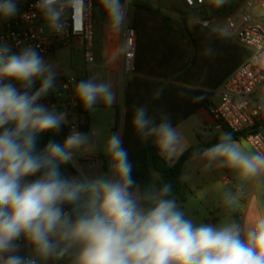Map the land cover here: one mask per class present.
Returning <instances> with one entry per match:
<instances>
[{
  "label": "clouds",
  "instance_id": "1",
  "mask_svg": "<svg viewBox=\"0 0 264 264\" xmlns=\"http://www.w3.org/2000/svg\"><path fill=\"white\" fill-rule=\"evenodd\" d=\"M98 3L110 27L125 23L126 0ZM37 8L59 32L69 10L73 18L83 15L84 0H38ZM18 13V0H0V20ZM55 88L56 72L35 48L14 52L0 42V264H38L72 247L74 264H264V217L246 230L234 222L195 223L171 198L170 184L140 189L119 133L105 144L107 172L63 175L62 166L74 161L89 136L72 128L62 144L51 140L38 150L41 133L67 124L66 112L40 102ZM74 94L90 111L116 101L110 82L93 79L77 83ZM131 123L137 133L155 137L166 157L177 155L183 138L167 116L156 124L139 106ZM203 156L243 178L264 173V152L251 151L231 133ZM20 241L32 254H20Z\"/></svg>",
  "mask_w": 264,
  "mask_h": 264
},
{
  "label": "trees",
  "instance_id": "2",
  "mask_svg": "<svg viewBox=\"0 0 264 264\" xmlns=\"http://www.w3.org/2000/svg\"><path fill=\"white\" fill-rule=\"evenodd\" d=\"M244 0H227L220 14H227ZM93 0V6H96ZM217 13L215 8L211 9ZM130 26L136 32L134 62L131 76L125 82L124 109L121 115V138L133 164V176L140 189L152 184V175L159 179L156 186H172L171 198L181 188V171L189 157L199 150L188 149L176 160L160 152L155 137H145L132 126L137 107L144 106L156 124L167 116L173 127L200 107H210L211 99L220 84L250 55V51L229 36L202 25L188 26L182 20L178 26L158 10L139 1L131 3ZM84 78L75 79L77 83ZM75 89V88H74ZM75 95V94H74ZM78 114L87 117L76 99ZM264 124V116H263ZM225 133H231L223 124ZM80 131L87 129L81 124ZM250 130L235 134L234 140L246 138ZM70 134L68 126L59 132L41 133L38 144L43 148L49 141L63 143ZM219 142L216 139L213 143ZM68 177L78 176L71 164L62 166Z\"/></svg>",
  "mask_w": 264,
  "mask_h": 264
},
{
  "label": "built area",
  "instance_id": "3",
  "mask_svg": "<svg viewBox=\"0 0 264 264\" xmlns=\"http://www.w3.org/2000/svg\"><path fill=\"white\" fill-rule=\"evenodd\" d=\"M188 8L208 10L221 0H182ZM38 0H18L19 13L0 22V42L7 43L14 52L25 47L35 48L45 61L54 57L55 52L64 47L81 45L84 60L88 66L94 62L92 8L93 0H84L83 15L73 18L69 10L64 19L62 31L50 28L37 8ZM223 29L229 37L250 51L249 57L239 65L215 90L218 102L210 107L209 113L216 122L226 126L231 133L250 130L246 136L249 146L256 152H264V111L253 95L264 84V0H244L223 18ZM202 25L209 27V21ZM121 28L123 53L122 70H133L136 32L125 23ZM75 79L56 77V88L42 98L41 103L68 115L76 113L75 99H65L64 94L73 92ZM39 81H37V86ZM60 102L66 108L57 106ZM69 106V107H68ZM68 107V108H67ZM69 132L77 125L70 123ZM78 130V129H77ZM38 264H41L38 262ZM68 264V263H53Z\"/></svg>",
  "mask_w": 264,
  "mask_h": 264
},
{
  "label": "rangeland",
  "instance_id": "4",
  "mask_svg": "<svg viewBox=\"0 0 264 264\" xmlns=\"http://www.w3.org/2000/svg\"><path fill=\"white\" fill-rule=\"evenodd\" d=\"M139 1L147 4L152 9L158 10L162 15L167 16L171 23L178 26L182 20H185L188 26L197 22L214 21L210 28L216 31L220 30L223 24V18L226 14H220V7L227 1L221 0L208 7L205 10L197 8H188L183 4L182 0H126L127 13L126 22H131V3ZM95 4L97 0H95ZM100 5V4H99ZM215 8L217 13L209 12ZM99 9L102 10L101 6ZM4 20H0L2 22ZM93 32V48L92 54L94 62L97 63V54L102 49V36L92 24ZM58 51V50H57ZM58 57H61L63 70L71 72L80 61L83 63L84 49L83 47H64L58 51ZM58 75V74H56ZM129 77V76H128ZM254 99L260 102L264 111V84L257 88L254 93ZM213 101H217L214 96ZM223 134L218 130H198L196 134L189 140H182L181 147L187 149H202L201 143L206 144L211 141L214 135ZM251 151L245 138L236 140ZM180 147V148H181ZM199 155V154H198ZM198 155L191 156L187 159L185 168L183 169V186L180 197L177 198L178 207L184 211L186 217L191 218L195 223H207L213 225H223L226 223L239 224L238 218L246 200L252 196V226L261 217H264V173L250 178H243L239 173L228 167H223L222 171L214 169L207 158H200ZM36 177H28L27 180H35ZM159 179L156 177L155 185ZM77 248L72 247L63 255H52L53 260H59L62 263L68 262V254L76 253ZM50 257V256H49ZM41 258V260L48 259ZM40 258H38V262Z\"/></svg>",
  "mask_w": 264,
  "mask_h": 264
},
{
  "label": "crops",
  "instance_id": "5",
  "mask_svg": "<svg viewBox=\"0 0 264 264\" xmlns=\"http://www.w3.org/2000/svg\"><path fill=\"white\" fill-rule=\"evenodd\" d=\"M98 3V0H97ZM99 4L93 6L92 8V24L95 26L96 30L102 36V49L101 52L97 54V63L91 66H88L83 58V63L80 61L71 72H66L63 70V66L61 64V57H58V51H61L63 48L58 49L55 52L54 57L45 61L46 63L52 65L55 70L56 77L63 79H76V78H84L85 80L93 79L97 83L101 82H110L113 87V91L116 93V101L111 106H108L102 102H98L95 106V110H88L87 117L76 113H72L67 115V124L70 123L77 125L78 131H80V125L86 124L87 129L85 131H80L82 133H86L89 136V143L79 149L76 152L74 157V161L71 164L74 171L79 175V170L83 169L88 175L95 177L99 174L107 172L108 170V157L104 152L105 144L108 138L113 133H119L121 136V115L124 109V88L126 80L131 76V73H125L122 70V47H121V28H113L108 25L105 13L99 9ZM207 12V11H206ZM211 13L213 11L210 9ZM210 26L214 21H209ZM209 26V28H210ZM223 31L221 32L227 36L228 33L223 29V25L220 26ZM216 31V30H215ZM76 47H81L78 45ZM129 76V77H128ZM19 86V85H18ZM214 96L217 95L214 93ZM211 99L212 106H215L218 102H214L213 98ZM65 99H75L74 91L67 92L64 94ZM254 98V95H253ZM57 107L62 109L66 108L60 102H57ZM69 107V106H68ZM67 107V108H68ZM210 107H200L186 119L179 122L175 128L180 132L182 136V140H189L196 134V132L200 129L202 130H220L223 131L219 122H216L213 117L209 113ZM55 109V108H50ZM56 110V109H55ZM225 126V125H224ZM226 127V126H225ZM225 132L223 131V134ZM222 135V134H221ZM220 134L214 135L211 141H208L206 144L201 143L202 149L199 151L198 157L203 158V152L207 148H210L215 143H213L216 139H219ZM158 147V146H157ZM160 150V149H159ZM188 150L187 147H181L178 150L176 156L171 157L170 159L176 160L184 151ZM161 152V151H160ZM164 155V154H162ZM165 156V155H164ZM209 162V161H208ZM210 165L218 170L222 171L224 166H221L218 162H212ZM185 168V167H184ZM183 168V169H184ZM183 169L181 171V188L183 186ZM157 175L153 174L152 179L153 183H155ZM174 195V198L177 201V198L180 197L181 192ZM239 225L242 229H248L252 226V196L249 197L241 211V215L238 218ZM21 245L20 254L27 255L32 254L30 250H28L27 246L23 241L19 242ZM74 255L75 253L68 254V264H74ZM39 263L41 264H53V263H62L59 260H53L52 256L48 259L41 260Z\"/></svg>",
  "mask_w": 264,
  "mask_h": 264
},
{
  "label": "water",
  "instance_id": "6",
  "mask_svg": "<svg viewBox=\"0 0 264 264\" xmlns=\"http://www.w3.org/2000/svg\"><path fill=\"white\" fill-rule=\"evenodd\" d=\"M39 149H42V147L38 144V150H39ZM61 171H62V174H63V175L67 176L66 173L62 170V168H61Z\"/></svg>",
  "mask_w": 264,
  "mask_h": 264
}]
</instances>
